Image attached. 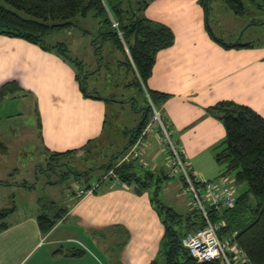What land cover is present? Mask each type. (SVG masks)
I'll return each mask as SVG.
<instances>
[{
    "label": "crops",
    "instance_id": "crops-1",
    "mask_svg": "<svg viewBox=\"0 0 264 264\" xmlns=\"http://www.w3.org/2000/svg\"><path fill=\"white\" fill-rule=\"evenodd\" d=\"M145 14L175 34L174 44L158 52L148 87L170 96L160 110L192 173L217 179L225 169L216 161L215 147L225 139L226 129L206 109L227 100L264 117V43L223 47L211 38L199 0H154ZM69 45L78 50V39ZM12 81L19 90L7 98L19 96L33 104L46 153L85 147L88 152L93 143L112 134V102L85 97L74 67L54 52L0 35V88ZM123 138L112 156L128 143V136ZM154 146L150 143L145 154L152 159L160 151L159 145ZM154 169L167 174L163 168ZM63 182L50 186L62 187ZM99 189L83 196L71 193L65 207L50 200L67 213L47 234L37 221L40 204L25 215L13 213L9 228L0 233V264H152L160 251L164 226L149 195L119 182Z\"/></svg>",
    "mask_w": 264,
    "mask_h": 264
},
{
    "label": "trees",
    "instance_id": "trees-1",
    "mask_svg": "<svg viewBox=\"0 0 264 264\" xmlns=\"http://www.w3.org/2000/svg\"><path fill=\"white\" fill-rule=\"evenodd\" d=\"M152 1L154 0H0V35L22 39L45 51L56 53L74 67L81 91L87 98L100 99L109 103L116 101L104 98L97 91H89L88 76L91 73L84 74V61L72 57L66 43L49 44L46 38L56 31L81 29V20H89L94 23L93 30L85 28L83 31L89 37L92 35L91 46L95 54H102L104 46L112 43L113 48L124 55V61H119L120 66L133 75V80L127 84V87L133 90L129 101L132 100L134 113L142 114L139 123L133 129H126L123 133L125 137L128 136V143L101 167L105 174L99 178V184L96 188L88 185L86 190L92 188L96 190L105 178H111L112 182L117 179L119 183L133 187L138 194H143L152 188L155 181V174L152 171H141V165L137 161L123 163L120 166H117V163L147 126L154 122L155 110L175 138L160 110V105L170 96L148 87V80L152 76L158 52L171 47L175 42V34L169 26L146 16L145 11ZM222 1L236 15H244L247 12L243 0ZM248 1L257 8L264 9V0ZM199 3L205 10L206 27L213 40L227 49L254 46L253 43H243L240 39L226 42L218 37L209 20L211 1L199 0ZM17 90L19 87L16 82L12 81L3 85L0 88V103ZM139 95L143 99L142 107L138 105ZM206 112L221 120L225 126L226 137L215 147V158L218 164L224 166L225 170L221 176L233 177L238 187L235 206L212 213V220L225 221L226 226L220 233L221 237L234 235L233 239L253 264H264V117L248 106L227 100L208 107ZM107 123L108 121L105 122ZM38 125L41 128L39 119ZM159 132H162L161 128ZM92 142L89 144L91 145ZM79 152H87L86 147L65 152H47V158L51 162L50 165L57 166L67 157ZM8 153L7 145L0 141V158ZM50 171H53V168H50ZM111 171L114 176L109 175ZM71 173L79 180L82 177H89L88 172L66 171L65 174L69 177ZM170 178L168 174L158 175V187L150 198L164 226L159 254L166 264H221V260L199 263L185 246L183 239L187 232L202 228L205 220L196 210L184 215L159 199V183ZM179 178L186 189L184 177L180 175ZM66 179L65 176H61L54 184ZM0 184L7 183L0 182ZM242 186L246 188L239 190ZM24 187L29 186L24 184ZM40 207L42 212L37 218L38 225L41 232L47 234L62 220L67 209L58 207L53 201L43 202L42 200H40ZM16 210L15 204L12 208L0 209V233L9 228L8 218Z\"/></svg>",
    "mask_w": 264,
    "mask_h": 264
},
{
    "label": "rangeland",
    "instance_id": "rangeland-1",
    "mask_svg": "<svg viewBox=\"0 0 264 264\" xmlns=\"http://www.w3.org/2000/svg\"><path fill=\"white\" fill-rule=\"evenodd\" d=\"M211 13L210 24L220 38L226 42H241L253 44L264 43V9L257 8L248 0H243L246 8L244 15H236L233 10L222 0H210ZM82 28L56 31L46 38L49 44L64 42L69 48L72 57L78 58L85 63V73L90 72L88 90L97 91L99 95L107 99L120 101L110 104L109 122L113 125V132L93 143L83 156L67 157L57 166L50 165L47 153L42 147L38 130V119L33 104L22 97L7 98L0 103V141L4 142L9 153L0 158V209L12 208L15 204L18 210L15 216H21L32 212L36 205L43 202L55 200L61 207L71 193H78L80 189L88 185L99 184V178L104 176L101 167L111 159L112 152L118 150L123 144V133L126 129H133L138 123L142 113H134L132 100L133 90L127 84L133 80V75L127 73L120 66L122 54L113 48L112 43H107L102 54H95L91 46L92 35H85L83 29L93 30L94 23L89 20H81ZM83 36V37H82ZM85 37V38H84ZM78 39V50L72 49L70 42ZM138 105L144 106L143 99L138 96ZM135 105V101H133ZM137 105V102H136ZM160 126L155 124L147 134L145 140L147 146H160V151L155 159L145 155L142 163L145 164L140 170H150L155 174L152 188L144 193L151 198L154 190L158 187L157 177L160 175L157 168H163L171 176L168 180L159 183V199L166 205L173 207L178 212L187 215L192 212L189 195L180 181V173L170 168V153L167 144L159 132ZM157 140V145H156ZM111 142L114 144L111 145ZM118 144V147H117ZM116 145V147H115ZM112 150L110 151V147ZM154 146V149H155ZM66 164V165H64ZM53 168V171H50ZM66 171H77L78 173H89V177L80 180L74 178L71 173L69 177ZM61 176L67 179L62 187H52ZM111 178H105L98 192L109 186ZM24 184L29 187H24ZM236 186V185H235ZM236 186V190H237ZM246 186L243 188L245 189ZM239 189V190H243ZM38 203V204H37ZM40 207V206H39ZM160 250V249H159ZM156 264H166L164 258L158 254Z\"/></svg>",
    "mask_w": 264,
    "mask_h": 264
},
{
    "label": "built area",
    "instance_id": "built-area-1",
    "mask_svg": "<svg viewBox=\"0 0 264 264\" xmlns=\"http://www.w3.org/2000/svg\"><path fill=\"white\" fill-rule=\"evenodd\" d=\"M118 26L117 23H114ZM154 122L149 124L142 135L133 145L123 154L117 163L120 166L123 163L137 161L143 165L142 157L147 151L146 136L158 124L161 128V136L164 138L170 153V168L180 173L186 182V192L189 195L190 204L193 210L202 214L205 225L202 228L188 231L183 242L190 250L191 255L197 262H212L221 260V264H253L246 253L238 246L237 242L231 237L222 238L220 233L226 226L225 221H213L211 214L223 208H232L236 204L237 190L233 178L220 176L214 180L196 177L187 163L183 150L172 137L171 131L163 124L159 113L155 110ZM113 175V171L109 173ZM169 175V174H168ZM170 176V175H169ZM171 177V176H170ZM115 182H119L117 179ZM94 188L86 190L80 189L78 196L90 194Z\"/></svg>",
    "mask_w": 264,
    "mask_h": 264
}]
</instances>
